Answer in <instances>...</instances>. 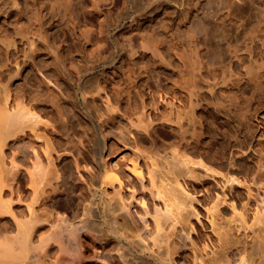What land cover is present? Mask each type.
Wrapping results in <instances>:
<instances>
[{
  "label": "rangeland",
  "instance_id": "rangeland-1",
  "mask_svg": "<svg viewBox=\"0 0 264 264\" xmlns=\"http://www.w3.org/2000/svg\"><path fill=\"white\" fill-rule=\"evenodd\" d=\"M11 80L53 126L59 199L81 208L103 140L113 161L138 149L149 165L178 149L207 168L184 176L194 210L165 229L174 264H223L233 251L234 264L256 259L264 221L239 231L229 221L232 204L252 215L264 183V0H0V87ZM74 156L85 159L80 177ZM135 188L139 227L140 198L150 215L160 200L147 181ZM218 202L221 242L208 210ZM111 248L101 259L89 250L88 264H119Z\"/></svg>",
  "mask_w": 264,
  "mask_h": 264
},
{
  "label": "bare ground",
  "instance_id": "bare-ground-1",
  "mask_svg": "<svg viewBox=\"0 0 264 264\" xmlns=\"http://www.w3.org/2000/svg\"><path fill=\"white\" fill-rule=\"evenodd\" d=\"M11 83L0 87V264H88L89 250L94 253L91 258L101 259L104 246L111 245L119 264H174L170 247L163 243L164 232L184 219L183 212L194 210V197L184 176L206 165L178 149L164 162L151 161L149 165L141 162L143 155L138 149L130 158L121 156L113 161L103 155V140V149L97 145L93 154L100 169L86 163L91 179L88 195L82 197L81 208L72 207L58 197L63 176L53 157L54 143L47 129L52 125L27 97L12 91ZM191 86L189 80L185 82L186 89ZM138 126L143 127L141 121ZM80 161L85 159L74 156L77 177L81 176ZM146 181L150 194L160 202L150 215L145 198H140L143 215L138 227L132 221L131 207L138 201L135 185L144 186ZM234 181L230 178L227 182ZM258 188L251 216L244 207L231 205L229 224L236 231L264 221V183ZM218 204L208 210L212 230L221 242L226 232L215 219ZM94 240L106 245L95 249ZM226 250L231 249L223 253ZM235 256L233 251L231 256H223L221 263L234 264ZM236 264L248 263L241 257ZM250 264H264V240L258 242L257 257Z\"/></svg>",
  "mask_w": 264,
  "mask_h": 264
}]
</instances>
